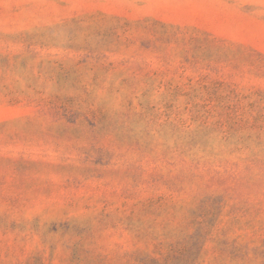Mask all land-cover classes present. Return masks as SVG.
Here are the masks:
<instances>
[{"label": "rangeland", "instance_id": "obj_1", "mask_svg": "<svg viewBox=\"0 0 264 264\" xmlns=\"http://www.w3.org/2000/svg\"><path fill=\"white\" fill-rule=\"evenodd\" d=\"M0 264H264V0H0Z\"/></svg>", "mask_w": 264, "mask_h": 264}]
</instances>
